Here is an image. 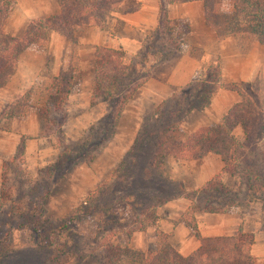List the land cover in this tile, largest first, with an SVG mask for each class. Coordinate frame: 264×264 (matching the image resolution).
I'll use <instances>...</instances> for the list:
<instances>
[{
  "label": "rangeland",
  "instance_id": "rangeland-1",
  "mask_svg": "<svg viewBox=\"0 0 264 264\" xmlns=\"http://www.w3.org/2000/svg\"><path fill=\"white\" fill-rule=\"evenodd\" d=\"M55 1L10 0L4 33L19 35L32 18L51 14ZM230 8L231 1L222 0L221 10ZM79 32L69 41L50 33L42 47L23 50L18 70L30 82L18 78L20 93L7 103L0 97V131L19 135L12 151L0 153V264H137L136 253L159 242L176 250L186 242L191 231L182 216L206 232L217 223L215 214L236 217L233 228L252 233L250 253L264 264V168L258 158L264 137L226 169L212 153L175 160L156 151L160 143L169 147L212 124V113L233 105L231 94L240 100L223 84L257 98L264 120V47L252 34L229 35L203 73L163 100H151L139 88L180 47L168 31L153 30L137 52L123 51L134 70L113 98L103 99L91 90L94 47L81 44ZM241 60L246 72L258 64L253 80L233 79ZM31 70H37L33 77ZM16 100L25 103L24 113L12 117L8 106ZM232 133L242 141L239 127ZM11 141L6 134L3 147ZM213 176L216 187L203 190Z\"/></svg>",
  "mask_w": 264,
  "mask_h": 264
},
{
  "label": "trees",
  "instance_id": "trees-1",
  "mask_svg": "<svg viewBox=\"0 0 264 264\" xmlns=\"http://www.w3.org/2000/svg\"><path fill=\"white\" fill-rule=\"evenodd\" d=\"M121 1L57 0L56 13L31 19L19 35H7L1 24L6 16L10 0H0V87L14 73L19 54L27 47H42L50 33H55L69 41L75 32L81 31L84 27L102 28L106 18L119 8ZM158 1L161 16L156 32L171 33L175 46L181 44L189 26L185 21L174 22L167 19L164 3L200 1L204 21L213 30L217 39L229 35L252 34L264 47V0H230L231 8L227 12L221 10L222 0ZM138 7L137 3L127 11H134ZM180 25L184 26V30H181ZM110 34L112 35L113 32ZM123 53L120 48L94 46L92 93L98 94L103 99H111L119 92L123 80L134 70L133 65L125 63ZM69 80V75H66L63 82L64 97L68 93ZM222 87L225 90L235 91L240 95V100L224 112L219 122L198 126L184 138L171 141L169 147L167 145L162 147L164 143L158 144L156 151L160 155H170L175 160H189L212 153L220 157L226 169L235 163L244 148L255 145L260 138L264 137V120L257 98L243 92L238 86L223 84ZM56 94L58 95V92ZM17 103L21 106L19 109ZM206 103L207 101L199 107H203ZM24 106V102L16 100L8 106V115L19 116L24 113ZM236 127L241 130L242 141L233 136L232 131ZM166 131H171V128ZM260 146L258 158L264 168V143ZM214 180L213 176L202 189L207 190ZM211 186L216 187L214 184ZM205 211L215 212L216 210L207 208ZM180 219L197 240V247L190 253L182 255L170 244L162 241L145 252H137V264H256L250 253L253 243L251 232H244L238 228L230 235L202 236L195 221L186 220L184 216Z\"/></svg>",
  "mask_w": 264,
  "mask_h": 264
},
{
  "label": "crops",
  "instance_id": "crops-1",
  "mask_svg": "<svg viewBox=\"0 0 264 264\" xmlns=\"http://www.w3.org/2000/svg\"><path fill=\"white\" fill-rule=\"evenodd\" d=\"M158 0H122L119 8L111 12L105 20V24L100 27H84L80 33V43L89 44L91 46H104L110 48H120L125 53H135L141 47L144 38L153 30L156 31L159 26V18L161 16V9L158 5ZM56 7L51 11L54 14L58 11V3L55 1ZM139 4L138 9L134 11H127L128 8ZM164 12L167 19L174 22L185 21L189 26V30L185 35L184 41L180 44L179 49L170 51L161 61H159L153 68L151 75L141 85L140 95L147 96L151 100H163L170 96L175 90L184 87L199 74L203 73L206 65L211 62L210 58L216 55L224 48L225 43L232 37H224L217 39L213 30L205 23L203 17L202 3L200 1H187L178 3H164ZM49 15V14H48ZM37 16V15H36ZM45 16L44 13L38 17ZM37 18V17H36ZM33 19V18H32ZM30 21V20H29ZM110 30L113 34H110ZM55 34V33H54ZM57 35V34H56ZM59 36V35H57ZM58 53L56 52V57ZM236 65L233 79L247 81L253 80L256 76L258 64L253 62L251 68L246 72V61L241 60ZM19 66L17 67L7 82L0 87V97L3 103L14 99L20 90L16 80L20 78L24 82H30L29 76H24L19 73ZM37 70H31V76H35ZM27 78V79H25ZM231 103L237 102V97L231 94L229 97ZM214 99V98H213ZM214 100H211L209 105H213ZM226 106V105H225ZM229 106V105H228ZM224 107L217 114H211L209 123H217L221 115L228 109ZM19 122H16L18 125ZM15 123L11 124L14 127ZM8 134L14 141L3 147L2 139ZM19 135L0 131V153L3 151H12L15 145V139ZM12 145V147L10 146ZM8 147V149H7ZM216 215V216H215ZM214 218L217 223L213 227L204 229L199 227V233L202 236H216L225 233L228 230L234 231L233 227L238 224L236 217H228L220 214H215ZM220 215V216H219ZM206 219V218H204ZM223 231V232H222ZM236 231V230H235ZM234 231V232H235ZM175 232V231H174ZM233 232V233H234ZM189 235L186 242H180L177 251L186 255L197 247V240ZM175 247V245L173 244ZM189 247V248H188Z\"/></svg>",
  "mask_w": 264,
  "mask_h": 264
}]
</instances>
